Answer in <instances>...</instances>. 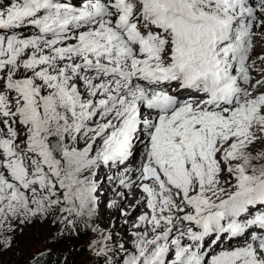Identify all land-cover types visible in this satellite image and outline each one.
<instances>
[{
	"label": "snow or ice",
	"instance_id": "6c2138e0",
	"mask_svg": "<svg viewBox=\"0 0 264 264\" xmlns=\"http://www.w3.org/2000/svg\"><path fill=\"white\" fill-rule=\"evenodd\" d=\"M257 35L264 0L0 5V249L54 216L101 264H264ZM104 183L139 192L120 238L95 226Z\"/></svg>",
	"mask_w": 264,
	"mask_h": 264
},
{
	"label": "rangeland",
	"instance_id": "374dc122",
	"mask_svg": "<svg viewBox=\"0 0 264 264\" xmlns=\"http://www.w3.org/2000/svg\"><path fill=\"white\" fill-rule=\"evenodd\" d=\"M6 3L7 0H0V5H6ZM254 47V58L257 55H264V35H257L254 41ZM259 64L260 62L257 61V65L253 69V72L255 71L253 73L254 78H259V70L264 69V64ZM251 151L253 156H260L264 153V145L258 143ZM253 163L259 166L264 163V158L253 160ZM98 174L101 176V181L103 182V173ZM132 189H120V191L123 193L126 192L125 194L129 196L125 200L124 195L120 205L123 204L124 210L129 211L134 217L138 213L134 210L135 200L130 198L131 194H129V191ZM120 198L121 195L117 194L116 189H114L111 184H103V187L100 188L99 191L96 216L94 217L96 227L102 231L112 232L113 234L116 228H118L117 230L120 232L125 227L130 228L131 220H128L126 224L125 220L127 218L121 215L120 206L112 203L113 201L117 202ZM79 224V226H81L79 243L82 252L75 264H101L102 258L97 256L90 247V241L98 239V234L86 227L82 221ZM65 228V225L58 222L54 216L36 218L18 224L13 235L12 247L10 249H0V264H31L34 260V256L36 258L42 253L50 250L53 239ZM68 228L72 229L71 227ZM116 237L120 238L117 235ZM117 259H119V256Z\"/></svg>",
	"mask_w": 264,
	"mask_h": 264
},
{
	"label": "trees",
	"instance_id": "16d2710c",
	"mask_svg": "<svg viewBox=\"0 0 264 264\" xmlns=\"http://www.w3.org/2000/svg\"><path fill=\"white\" fill-rule=\"evenodd\" d=\"M80 225V224H79ZM52 241L50 250L37 256L31 264H75L82 249L79 239L81 226L77 229L65 228ZM17 264V263H16Z\"/></svg>",
	"mask_w": 264,
	"mask_h": 264
},
{
	"label": "bare ground",
	"instance_id": "6f19581e",
	"mask_svg": "<svg viewBox=\"0 0 264 264\" xmlns=\"http://www.w3.org/2000/svg\"><path fill=\"white\" fill-rule=\"evenodd\" d=\"M5 3V2H4ZM254 53H255V47H254V50H253V55H254ZM254 57V56H253ZM261 64V63H260ZM259 64V65H260ZM257 65V64H256ZM261 66H263V65H261ZM255 72V71H254ZM253 72V73H254ZM259 77V76H258ZM137 162H139V157L137 158ZM126 193V192H125ZM124 193V195L126 196V197H129V196H127L126 194ZM129 194H131V199L132 200H137V198H138V196H139V192H138V190L137 189H132L131 191H129ZM128 194V195H129ZM122 198H123V196H121V198L119 199V200H117V202L114 204V205H117V206H120V203H121V201H122ZM125 226V225H124ZM120 228V227H119ZM118 228H116L115 229V231H114V234L115 235H117L118 237H121V236H124L125 235V232L127 231V232H130L131 231V228H123L122 229V231L120 232V231H118L117 230ZM120 230V229H119Z\"/></svg>",
	"mask_w": 264,
	"mask_h": 264
}]
</instances>
